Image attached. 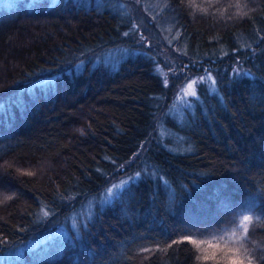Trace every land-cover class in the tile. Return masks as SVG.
Returning a JSON list of instances; mask_svg holds the SVG:
<instances>
[{"label": "trees", "instance_id": "1", "mask_svg": "<svg viewBox=\"0 0 264 264\" xmlns=\"http://www.w3.org/2000/svg\"><path fill=\"white\" fill-rule=\"evenodd\" d=\"M137 2L211 86L180 103L119 0L0 10V264H209L243 215L264 264V0Z\"/></svg>", "mask_w": 264, "mask_h": 264}, {"label": "rangeland", "instance_id": "2", "mask_svg": "<svg viewBox=\"0 0 264 264\" xmlns=\"http://www.w3.org/2000/svg\"><path fill=\"white\" fill-rule=\"evenodd\" d=\"M13 1L14 0H0V10L4 8L5 9L9 8ZM119 1L121 2V5L125 7V10L128 11V13H130L132 16L131 30L133 29L135 30L138 27V29L142 31L140 36L145 37L146 41L148 40L151 43L153 44L156 43L158 45L159 48L157 49L159 50V52L161 53V55L163 56V58L166 60L167 63V70L164 71L165 81H167V83L168 82L174 83V86H172V91L175 94L176 99L180 103L182 101H186L187 98L192 97L193 95L191 93L192 92L196 93L197 88L200 87V85L206 88L213 84L214 74H215L214 71L205 70L201 74H192V73H187L186 71L179 72L175 68L176 67L175 64L177 63L175 59L178 58L176 54L179 51H177L176 45L174 43H169V41L166 38L160 35V33L162 32L164 33V27H161L160 24L156 23L155 20L151 18L149 15L147 16V14L144 17V20L136 21L135 11L137 10L136 13L141 15H143L144 13V10L138 4L137 0H127L126 3L125 0H119ZM169 45L172 46L168 48ZM116 57H119V54L117 52H113L109 62L115 60ZM101 60L105 62L108 61L103 56L95 57V61L100 62ZM237 69H239L240 72L242 71L241 68L238 66V68H234L232 72L235 73V70ZM201 77L204 78L203 81H201L200 79ZM193 81H195V83L193 84L192 88H188V84L192 83ZM136 173L137 172L131 175L135 176ZM127 176L128 177L124 176L116 184L112 183L108 185V187L105 188V190H103V192L99 196L101 201L107 202L110 199H112L113 195L116 194L121 189V187H118L121 184V182L129 180V174ZM109 189H113V194L111 195V197L106 195ZM83 212L84 210L82 211V213ZM76 217L77 214L71 216L70 219L71 225H74L73 221L76 219ZM241 223H243V225L247 227L248 230V225L250 224V221H243V219H241L240 224L235 229H233L234 231L232 230L224 235L215 238L202 239L203 241H205V244L202 245L200 250L197 249L198 253L200 254L199 259L202 262L209 264H233V261L239 259H243L244 264H254L255 263L254 257L256 254L255 251L257 250V248H252V247L256 244L254 243L251 244V242L248 241L250 237L246 239L243 228L241 227ZM245 242H248L250 247L245 245L244 244ZM241 244L243 245V247H240ZM205 257H207V259H205Z\"/></svg>", "mask_w": 264, "mask_h": 264}, {"label": "snow or ice", "instance_id": "3", "mask_svg": "<svg viewBox=\"0 0 264 264\" xmlns=\"http://www.w3.org/2000/svg\"><path fill=\"white\" fill-rule=\"evenodd\" d=\"M237 7L239 8L240 6L237 5ZM124 35L127 36V35H129V33L126 32V33H124ZM145 39H146L145 37L141 36V40H145ZM209 75H210V74H209ZM235 75H237V76L241 75V72H240L239 69L235 70ZM243 75H245V76H251L252 74H251L250 72L245 71V72L243 73ZM200 79H201V81L204 80L203 77H201ZM166 83H167V81H165V84H166ZM194 83H195V81H193L192 83L188 84V88H192V86H193ZM213 83H214V81H213ZM191 94H192L193 96L196 95L195 92H192ZM139 176H140V173H136L135 176H133V177H129V180H131V181H135ZM127 184H128V181H122L121 184H120L118 187L124 188ZM114 187H117V186H114ZM112 194H113V189H109L108 192L106 193V195H108L109 197H111ZM45 215H47V213H45ZM242 219H243V221H251V220H252V217L249 216V215H243V218H242ZM241 227L243 228V231H244L245 236H246V234H247V227H245V226L243 225V223H241ZM233 231H234V230H233ZM192 235H199V233H193ZM185 239H190V237H185ZM190 242H191V243H192V244H193L198 250H200L201 247H202V245L205 244V241H203V240H200V241H197V240H190ZM209 246H212V245H209ZM240 247H243V245L241 244ZM205 259H207V257H205ZM249 259H250V258H249ZM233 264H244V260H243V259L235 260V261H233Z\"/></svg>", "mask_w": 264, "mask_h": 264}]
</instances>
